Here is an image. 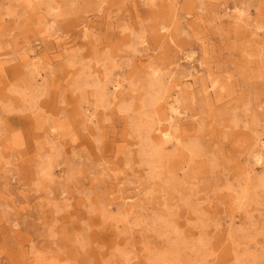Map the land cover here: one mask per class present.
Instances as JSON below:
<instances>
[{
	"label": "rangeland",
	"instance_id": "374dc122",
	"mask_svg": "<svg viewBox=\"0 0 264 264\" xmlns=\"http://www.w3.org/2000/svg\"><path fill=\"white\" fill-rule=\"evenodd\" d=\"M262 143L264 0H0V264H264Z\"/></svg>",
	"mask_w": 264,
	"mask_h": 264
},
{
	"label": "bare ground",
	"instance_id": "6f19581e",
	"mask_svg": "<svg viewBox=\"0 0 264 264\" xmlns=\"http://www.w3.org/2000/svg\"><path fill=\"white\" fill-rule=\"evenodd\" d=\"M160 0H141V2L144 5H154L155 2H158ZM235 14L236 17L238 19H241L243 17V12L241 10H235ZM160 29L163 30H167V27L165 25H163ZM170 35L167 34V37H169ZM188 59V58H187ZM189 60V59H188ZM154 75H157L156 72H153ZM191 75H187V77H190ZM115 88H118V85H115ZM166 105V109L169 112V115L172 117H179L181 115H183V111L181 110L180 105L178 104L177 100H173V101H166L165 102ZM157 135L155 136V138L161 142H168L169 140H171L172 138V133L169 127H163V126H158L155 129ZM177 140V138H175ZM261 148V154H256L255 156V162L260 163L262 162V160L264 159V143H262V145L260 146ZM152 157H154V164H157L160 162L161 159V154L160 151L158 150H154V154H152Z\"/></svg>",
	"mask_w": 264,
	"mask_h": 264
}]
</instances>
